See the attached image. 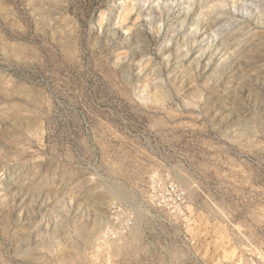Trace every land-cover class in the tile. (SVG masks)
Segmentation results:
<instances>
[{"label":"rangeland","instance_id":"1","mask_svg":"<svg viewBox=\"0 0 264 264\" xmlns=\"http://www.w3.org/2000/svg\"><path fill=\"white\" fill-rule=\"evenodd\" d=\"M0 264H264V0H0Z\"/></svg>","mask_w":264,"mask_h":264},{"label":"built area","instance_id":"2","mask_svg":"<svg viewBox=\"0 0 264 264\" xmlns=\"http://www.w3.org/2000/svg\"><path fill=\"white\" fill-rule=\"evenodd\" d=\"M172 189H173V190H174V189L176 190V187H175V186H172Z\"/></svg>","mask_w":264,"mask_h":264}]
</instances>
